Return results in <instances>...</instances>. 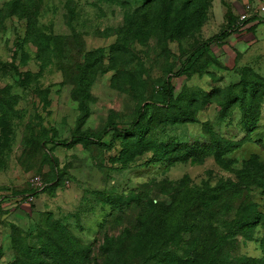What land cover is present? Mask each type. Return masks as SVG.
Here are the masks:
<instances>
[{
    "label": "rangeland",
    "instance_id": "obj_1",
    "mask_svg": "<svg viewBox=\"0 0 264 264\" xmlns=\"http://www.w3.org/2000/svg\"><path fill=\"white\" fill-rule=\"evenodd\" d=\"M251 1L0 0V264H44L38 250L65 246L82 260L76 240L95 249L118 236L130 246L123 225L138 208L127 217L116 209L131 198L147 190L160 211V203L172 205L173 183H245L249 175H237L245 163L252 161L247 173L264 166V32L233 29ZM244 97L247 110L254 102L261 110L251 135ZM151 103L142 125L129 129ZM213 132L234 141L224 158L171 164L183 146L210 143ZM242 193L264 212L260 188ZM231 194L217 201L219 227ZM227 252L264 264V220Z\"/></svg>",
    "mask_w": 264,
    "mask_h": 264
},
{
    "label": "trees",
    "instance_id": "obj_2",
    "mask_svg": "<svg viewBox=\"0 0 264 264\" xmlns=\"http://www.w3.org/2000/svg\"><path fill=\"white\" fill-rule=\"evenodd\" d=\"M234 21L235 18H232L230 23ZM248 22L249 20L243 24ZM241 26L235 23L233 24L234 28H232L237 30ZM78 85L82 86V81L78 82ZM85 88L88 89L89 84ZM164 90L165 102L168 105H173L175 103L174 86L167 82L164 85ZM258 91L256 90L252 94L255 100ZM204 95L212 96L211 93L207 92ZM237 98L238 96L233 100L234 103H236ZM247 99V97H244L242 111L243 119L250 124L247 127V133L251 135L257 127L261 110L260 106H258L259 110L256 108L255 102L251 105L250 110H247ZM87 103L84 99L82 100V105H87ZM151 105L154 104L141 106L136 120L129 129L136 130L142 125ZM192 105L193 102H191L190 107ZM181 108L183 109V105ZM230 109L231 106L229 105L222 113L221 118H225ZM185 119L188 118L185 116ZM108 133L106 128L103 134ZM212 134L214 137L210 143L207 140L201 146H197V144L183 146L178 154L171 156V164H173L172 162H184L189 159H195L197 163H203L210 155L222 159L234 149L230 147L234 144V141L231 143V141L220 139L219 133L213 132ZM238 146L239 144L236 148ZM160 159L162 160V158ZM161 160L157 159V161ZM251 163L252 161L245 163L244 168L237 173V175H249L248 181L245 183L240 182V179L236 181L231 178L219 181L214 187H208L207 182H202L200 185L191 184L189 178L173 183L168 188L169 193H171L169 198L173 201L172 205L167 201L160 203L164 208L160 211L153 208V203L147 198V190L146 193H141L137 198H131L130 203L127 204L128 208L123 206L116 209L122 217H127L129 214L127 209L138 208V213H135L133 219L123 225L124 231L133 240L129 243L130 246L122 244L123 242L118 236L101 242L95 246V249L93 246L82 245L76 240L85 255L82 260H78V255H74L72 248L69 246H65L62 252H51L49 249L47 251L42 250V252L38 250L41 254L40 260L44 264H101L104 258L114 257L120 260L119 264H124L123 258L128 259V264H259L257 259L243 257L239 252L236 256H232L231 253L227 252L229 242L235 240L237 236L252 237L254 227L264 220V212L260 209L259 204L253 202L249 196L247 197L246 193L241 195V192L248 189V187L251 188V185L260 188L262 195H264V166L259 164L260 169H256L258 172L247 173L246 170ZM143 188L147 189V187ZM231 189L232 194L225 203L227 209L224 211L222 225L219 227L216 225L218 221L217 214L221 212L215 209L217 201ZM11 195H15L13 199L18 197L25 199L23 195L17 193ZM116 197L119 198L118 195ZM117 202L118 200L115 201V203ZM110 222V219H107L100 226L97 242H100V236L110 228ZM218 223L220 224L219 221ZM184 232H190V237L186 239L183 235ZM68 236H70V239H74L69 232ZM183 240L186 243L183 244V250L180 251L177 245L182 244ZM29 260L31 264L38 263L37 258Z\"/></svg>",
    "mask_w": 264,
    "mask_h": 264
},
{
    "label": "crops",
    "instance_id": "obj_3",
    "mask_svg": "<svg viewBox=\"0 0 264 264\" xmlns=\"http://www.w3.org/2000/svg\"><path fill=\"white\" fill-rule=\"evenodd\" d=\"M246 1V0H245ZM253 5L254 10L259 11L260 13L255 16V14L252 12L250 13L249 22L244 25V27H241L237 29L239 32H264V12H261L258 8L259 4H264V0H252L249 2ZM246 5V4H245ZM244 9L242 10V12ZM241 14V13H240ZM239 14V15H240ZM236 23L239 25V16L237 18ZM242 25V24H240Z\"/></svg>",
    "mask_w": 264,
    "mask_h": 264
},
{
    "label": "built area",
    "instance_id": "obj_4",
    "mask_svg": "<svg viewBox=\"0 0 264 264\" xmlns=\"http://www.w3.org/2000/svg\"><path fill=\"white\" fill-rule=\"evenodd\" d=\"M259 8V10L261 11V12H264V4H259V6H258ZM254 13L255 14V16H257L260 12L259 11H257V10H254V8H253V5L252 4H250V3H247L246 5H245V7H244V11L239 15V21H240V24L241 23H244L245 21H247V20H249V18H250V13ZM239 24V25H240ZM15 199V198H14Z\"/></svg>",
    "mask_w": 264,
    "mask_h": 264
}]
</instances>
